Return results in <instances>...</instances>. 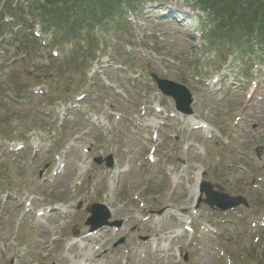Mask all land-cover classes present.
Segmentation results:
<instances>
[{
  "label": "rangeland",
  "instance_id": "rangeland-1",
  "mask_svg": "<svg viewBox=\"0 0 264 264\" xmlns=\"http://www.w3.org/2000/svg\"><path fill=\"white\" fill-rule=\"evenodd\" d=\"M203 1L205 10L197 0H135L131 13L122 7L123 21L90 28L99 52L89 68L61 72L73 84L66 99L46 107L44 75L36 77L42 83L30 101L15 99L3 118L21 117L13 125L23 138L0 139V264L262 261L264 57L208 47L200 33L215 20L210 4L221 1ZM162 5L181 12L180 19L155 14ZM23 16L40 35L38 24ZM8 38L0 41L12 63L22 55L17 38ZM40 38L49 45L28 68L55 75L71 46L52 44L62 36ZM8 75L2 69L0 80ZM152 75L189 90L191 116L178 115ZM1 92L12 98L6 86ZM34 122L45 130L25 128ZM109 156L112 169L93 162ZM202 181L245 197L249 207L222 214L197 205ZM98 203L110 221L122 222L96 231L100 237L85 225L88 208Z\"/></svg>",
  "mask_w": 264,
  "mask_h": 264
},
{
  "label": "trees",
  "instance_id": "trees-1",
  "mask_svg": "<svg viewBox=\"0 0 264 264\" xmlns=\"http://www.w3.org/2000/svg\"><path fill=\"white\" fill-rule=\"evenodd\" d=\"M135 0H26L25 4L19 0H0V36L9 34V39L17 38L18 51L25 54L23 69H15L7 77L6 81L0 82V135L3 137H13L11 126L12 118H3L4 114L12 111L15 104L14 99L3 96V88L6 86L8 91L17 99L27 93L34 84L38 83L40 73H34L28 68L32 55L40 48L38 37L27 33V21L24 20L25 9L32 19H38L43 33L50 32L53 38L62 36L54 44L72 43L78 40L86 44V49L75 48L70 55L61 63L62 67L55 70V75L47 83L51 87H57L59 93L67 90L70 86L64 80L61 72L69 69L74 72L78 67L86 68L89 60L98 52L97 41L89 35L90 28L97 26L102 20L112 21L123 12L122 5L126 8L132 7ZM205 7L203 0H197ZM211 1V0H209ZM220 4L211 3L212 16L215 20L214 28L210 32V39L217 40L223 45L231 43L236 50L248 52L250 55L258 52L264 55V0H220ZM120 16V15H119ZM4 17H9L10 22H5ZM68 28L63 35L60 31ZM86 30L83 38L82 32ZM218 31V32H217ZM6 42V41H5ZM4 41H0V54L3 52ZM77 55L82 58L78 59ZM89 67V66H88ZM2 66H0V71ZM58 79V81H57ZM36 82V83H35ZM6 91H4L5 93ZM50 99V97H47ZM50 101V100H49ZM33 129L41 128L34 122ZM264 259V253L262 252ZM262 260V259H261ZM264 262V260H263ZM264 264V263H262Z\"/></svg>",
  "mask_w": 264,
  "mask_h": 264
},
{
  "label": "water",
  "instance_id": "water-1",
  "mask_svg": "<svg viewBox=\"0 0 264 264\" xmlns=\"http://www.w3.org/2000/svg\"><path fill=\"white\" fill-rule=\"evenodd\" d=\"M154 80L158 84L159 90L173 98L176 102L177 111L182 114H191L190 105L192 103L191 96L189 92L185 89V87L175 84L170 81H159L154 77ZM98 164H101V160H96ZM106 166H112V158L108 157L106 159ZM201 192H205L206 194V203L210 206H216L222 211L235 208L240 204L246 205L243 199L241 198H230L226 195L213 193L212 186L206 184L202 186ZM91 216L88 218L86 225L91 226V231L101 228L102 226H120V222L108 223V219L110 218L109 212L102 205H93L89 209ZM122 240L119 242L121 243Z\"/></svg>",
  "mask_w": 264,
  "mask_h": 264
},
{
  "label": "bare ground",
  "instance_id": "bare-ground-1",
  "mask_svg": "<svg viewBox=\"0 0 264 264\" xmlns=\"http://www.w3.org/2000/svg\"><path fill=\"white\" fill-rule=\"evenodd\" d=\"M84 168L85 167H82L81 169V171H83L84 170ZM198 176H200V174H198L197 175V181H199L200 182V178L198 177ZM195 195V194H194ZM158 222H159V218H158V220H157ZM104 230V229H103ZM174 233V236H179V235H176V232H173ZM178 233V232H177ZM90 235H92V236H94V235H98L99 236V234H97V233H92V234H90ZM100 237V236H99ZM95 238V237H94ZM85 239V237H83V238H81V240H84ZM155 242V241H154ZM74 245H76V243H73V245L72 246H74ZM89 262H90V259L89 258H83L81 261H78V262H74L73 261V263L72 264H89Z\"/></svg>",
  "mask_w": 264,
  "mask_h": 264
}]
</instances>
